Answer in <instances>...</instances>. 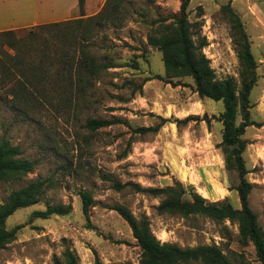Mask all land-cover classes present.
<instances>
[{
  "label": "rangeland",
  "instance_id": "obj_1",
  "mask_svg": "<svg viewBox=\"0 0 264 264\" xmlns=\"http://www.w3.org/2000/svg\"><path fill=\"white\" fill-rule=\"evenodd\" d=\"M41 1L45 6L48 0ZM56 1L62 5V13L39 5L38 0H14L3 11L6 19L0 20V28L20 36L39 24L95 15L107 2L85 0L84 15L80 16L77 0L74 4L72 0ZM181 2L113 0L110 13L114 18L105 20L92 40L81 39L99 63L109 66L90 77L91 86L84 89L83 97L66 103L58 99L56 88L51 89L49 101L24 108L21 102L13 105L11 83H0V137L18 145L20 156L33 162L32 170L21 180L0 181V203L12 189L33 180L44 181L41 201L7 218L8 229L21 227L15 239L0 249V264H67L66 250L76 264H140L137 241L113 209L120 205L138 219L146 217L152 233L162 242L180 247L214 245L232 263L260 264L253 244L239 236L235 221L159 212L160 197L138 192L131 185L113 186L114 181L143 188L179 183L187 192L205 193L202 196L208 202L229 203L240 209L235 191L238 173L225 166L220 144L223 127L212 118L223 111L222 102L200 98L189 75L171 77L161 51L147 43L157 23L167 24L178 14ZM186 12L195 43L206 39L201 52L217 79L233 77L240 86L238 24L248 37L257 81L248 97L249 125L240 136L245 142L241 155L245 178L251 184L248 204L264 232V0H188ZM79 94L74 91L73 96ZM199 101L205 102V109H200ZM194 104L199 113L191 108ZM187 116L197 119L179 126L168 122L157 131H137L157 126L160 118ZM88 118H117L118 122L93 131L85 126ZM240 122L238 113L236 124ZM167 162L177 172L173 173ZM193 173L201 177L200 184L192 183ZM79 191L88 192L93 200L89 223ZM47 205H69L70 211L47 219L32 216Z\"/></svg>",
  "mask_w": 264,
  "mask_h": 264
},
{
  "label": "trees",
  "instance_id": "obj_2",
  "mask_svg": "<svg viewBox=\"0 0 264 264\" xmlns=\"http://www.w3.org/2000/svg\"><path fill=\"white\" fill-rule=\"evenodd\" d=\"M112 1L107 0L101 11L95 15L39 24L20 36H16L13 30L0 31V83L4 81L11 83L9 93L14 100L13 105H19L17 102H21L24 108L32 107L34 104L41 105L53 98L51 89L55 91L56 88L59 91L58 99L66 103L73 97L84 96V89L91 86L90 77L109 66L107 63H99L88 49V43L81 39L92 40L96 34L95 30L102 26L105 20L114 18L110 13L113 10ZM187 3L188 0H182L178 14L174 15L169 23H157V27L148 34L147 43L161 51L163 64L171 77L189 75L200 98L222 102L223 111L219 116L212 118L221 122L223 127L220 144L223 146L225 166L227 169H235L238 173L239 183L235 191L238 194L240 209L233 208L229 203L208 202L193 190L187 192L179 183L166 187L143 188L137 183L122 184L114 181L113 186L121 189L131 185L138 192L160 197L157 206L159 212L179 213L185 216L202 215L217 222L225 219L235 221L239 236L253 244L257 259L260 264H264V232L248 204L251 184L245 178L247 171L241 155L245 142L240 138L244 128L249 125L248 97L257 81L256 61L248 37L238 24L237 58L241 67L240 86H237L233 77L217 79L210 67L209 59L201 52L206 45V39L202 37L198 43L193 39L190 31L192 23L187 19ZM84 4L85 0H77L80 16L84 15ZM236 20L239 23L237 17ZM4 46L13 50V54L4 50ZM35 53H38L36 57L32 56ZM73 89L80 93L79 96H73ZM238 113L241 114L242 122L237 125ZM160 119L157 126L139 127L137 131H157L168 122L179 126L197 117ZM203 119L209 122L206 115ZM117 122V118H88L85 126L94 131ZM20 154L18 145H12L9 140L0 137V181L21 180L32 170L33 162ZM43 191L44 181L33 180L22 187L12 189L0 203V249L15 239L21 227L18 224L8 229L7 218L20 208L39 203ZM78 194L81 198L82 212L89 223L92 197L86 191H79ZM113 209L127 222L137 241L141 252L140 264H249L243 261L232 263L214 245L180 247L175 243L162 242L152 233L146 217L138 219L121 205ZM69 211V205L53 207L47 205L45 210H35L31 214L33 217L47 219L52 214L64 215ZM63 256L67 264H76L75 257L68 250Z\"/></svg>",
  "mask_w": 264,
  "mask_h": 264
},
{
  "label": "crops",
  "instance_id": "obj_3",
  "mask_svg": "<svg viewBox=\"0 0 264 264\" xmlns=\"http://www.w3.org/2000/svg\"><path fill=\"white\" fill-rule=\"evenodd\" d=\"M8 3L9 4H13L14 3V0L13 1H8V0H0V12H2V14L0 13V20H4V19H6V16H5V14H4V12L3 11H5V8L7 7V5H8ZM38 3H39V5H42V6H44V4H42V1L40 0H38ZM72 3L74 4L75 3V0H72ZM45 6H51V7H54V11H55V13H57V14H59V13H62L63 12V8H62V5H60V3L59 2H57L56 0H54V1H52V2H49V0L47 1V3L45 4ZM44 6V7H45ZM68 10V9H67ZM67 10H65V11H67ZM4 29H8V27H6V28H4ZM3 30V28H0V31H2ZM196 103H198L199 105H201L200 106V109H205V102L204 101H199V102H196ZM194 107V108H193ZM191 108H193V109H195L196 111V113H199L198 112V106H197V104L195 105H193V106H191ZM169 125H172V123H170ZM169 127H171V126H169ZM167 164H168V162H167ZM174 164L176 165V167H177V170H179V171H182L181 170V168H180V166H179V164L177 163V162H174ZM169 165V167H170V169H173L172 167H171V165L170 164H168ZM175 167V166H174ZM173 173H175V172H177L176 170H175V168L173 169V170H171ZM192 178L194 179L193 181L194 182H192V183H196V184H200V180H201V177L200 176H197L196 175V173H193L192 174ZM204 191H206L205 189H204ZM207 192V191H206ZM207 194H208V196H210V194L207 192ZM212 195V194H211Z\"/></svg>",
  "mask_w": 264,
  "mask_h": 264
},
{
  "label": "bare ground",
  "instance_id": "obj_4",
  "mask_svg": "<svg viewBox=\"0 0 264 264\" xmlns=\"http://www.w3.org/2000/svg\"><path fill=\"white\" fill-rule=\"evenodd\" d=\"M203 196L205 195V193L202 194Z\"/></svg>",
  "mask_w": 264,
  "mask_h": 264
}]
</instances>
